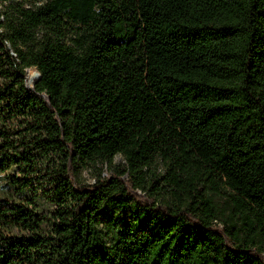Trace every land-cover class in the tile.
I'll use <instances>...</instances> for the list:
<instances>
[{
    "label": "trees",
    "instance_id": "16d2710c",
    "mask_svg": "<svg viewBox=\"0 0 264 264\" xmlns=\"http://www.w3.org/2000/svg\"><path fill=\"white\" fill-rule=\"evenodd\" d=\"M157 225L264 264V0H0V264H148Z\"/></svg>",
    "mask_w": 264,
    "mask_h": 264
},
{
    "label": "rangeland",
    "instance_id": "374dc122",
    "mask_svg": "<svg viewBox=\"0 0 264 264\" xmlns=\"http://www.w3.org/2000/svg\"><path fill=\"white\" fill-rule=\"evenodd\" d=\"M36 68L28 70L26 84L33 86L35 84ZM34 82V83H33ZM33 83V84H32ZM124 159L121 155L114 158V164H121ZM108 164L99 165L82 171V177L85 182L94 183L98 172L103 170V174L108 172ZM144 212L138 213L135 226L142 223ZM147 230L154 234L156 243L151 250L148 264H220L217 260H222L217 255L203 252V248L198 244L196 235L188 238H181L180 233H176L175 229H163L160 225L156 227L147 226ZM161 238V239H159Z\"/></svg>",
    "mask_w": 264,
    "mask_h": 264
},
{
    "label": "bare ground",
    "instance_id": "6f19581e",
    "mask_svg": "<svg viewBox=\"0 0 264 264\" xmlns=\"http://www.w3.org/2000/svg\"><path fill=\"white\" fill-rule=\"evenodd\" d=\"M38 78H39V72L36 73V79H35V81H36ZM35 81H34V82H35ZM34 82H33V83H34ZM33 83H32V84H33Z\"/></svg>",
    "mask_w": 264,
    "mask_h": 264
},
{
    "label": "water",
    "instance_id": "95a60500",
    "mask_svg": "<svg viewBox=\"0 0 264 264\" xmlns=\"http://www.w3.org/2000/svg\"><path fill=\"white\" fill-rule=\"evenodd\" d=\"M38 72H39V71H38ZM40 76H41V74H40V72H39V78H40ZM39 78H38V79H39ZM38 79H37V80H38ZM37 80H36V81H37ZM36 81H35V82H36Z\"/></svg>",
    "mask_w": 264,
    "mask_h": 264
}]
</instances>
